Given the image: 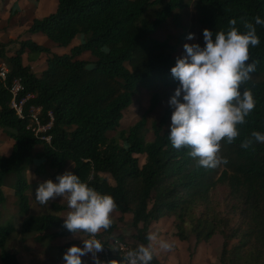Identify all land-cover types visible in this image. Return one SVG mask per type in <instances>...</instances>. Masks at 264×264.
<instances>
[{
  "label": "trees",
  "instance_id": "trees-1",
  "mask_svg": "<svg viewBox=\"0 0 264 264\" xmlns=\"http://www.w3.org/2000/svg\"><path fill=\"white\" fill-rule=\"evenodd\" d=\"M188 3L187 0H58L56 11L35 18L29 31L42 32L62 47L70 46L83 34V41L69 52L56 53L27 39L10 55V42L0 40V65L6 62L9 68L6 80L0 77V128L12 139L11 153L0 154V202L6 198L3 186H12L19 212L27 215L31 206L30 184L23 175L27 166L42 160L36 168L42 172L46 167L63 171L72 165L71 172L82 182L100 194L111 195L123 213H132L133 238L137 243L149 245L146 237L151 223L173 217L175 236L183 241L194 236L195 245H199L221 234V263L264 264V143L241 147L253 131L264 133V25H255L260 44L250 47L248 61L259 63L240 89L251 91L255 108L244 124L237 125L239 136L232 143L221 141L218 156L222 162L216 167L200 166L198 158L188 155L187 146L181 149L172 146L171 127L166 128L170 108L154 124V138L150 141L146 139V117L128 129L117 130L124 111L141 88L179 86L171 68L177 63L175 52L180 44L158 39L154 34L169 18L176 20L175 10L184 9ZM194 3L195 34L201 46L205 28L212 30L214 36L218 31L227 33L229 22L235 19L234 27L245 32V21L255 24L256 16L264 19V0ZM188 35L184 31L181 36L185 39ZM26 52L46 53V68L34 72L23 62ZM86 52L95 60L81 58ZM15 78L22 84L19 97L31 95L24 105V118L11 106V85ZM32 105L42 107L44 123L51 120L49 112L53 115V125L47 131L52 136L50 143L28 128ZM111 131L116 134L110 135ZM139 155H145L142 164ZM103 174H110L115 183ZM218 186L226 189L224 200L214 197ZM52 206L57 214L28 215L20 230L12 222L0 224V264H24L17 252L8 249L10 240L25 241L32 236L42 244L73 234L64 227L65 219L58 215L64 206L57 203ZM123 219L120 216L118 221ZM111 220V226L101 233L114 234L119 229V222ZM19 232L23 236L17 235ZM75 243L67 241L59 250L64 253Z\"/></svg>",
  "mask_w": 264,
  "mask_h": 264
},
{
  "label": "clouds",
  "instance_id": "clouds-1",
  "mask_svg": "<svg viewBox=\"0 0 264 264\" xmlns=\"http://www.w3.org/2000/svg\"><path fill=\"white\" fill-rule=\"evenodd\" d=\"M254 20L255 24L244 22L245 32L234 27L235 19L229 22L227 33L218 31L214 36L212 30L205 28L204 46L186 43V55L178 57L171 68V74L180 83L169 101L175 109L169 139L176 149L187 146L188 155L198 158L199 165L204 168H213L222 162L218 156L221 141L226 139L232 143L239 136L237 125L244 124L255 108L251 91L240 90L259 63H248L250 47L260 44L255 25H264L260 16ZM194 37V33L188 35L189 40ZM253 142L264 143V133L253 131L241 147L248 148ZM57 181L42 182L36 189L35 199L46 207L58 197L67 198L71 211L65 216L64 227L74 235H82L84 240L83 247L73 245L65 252V264H83L82 257L89 253L95 264H102L97 254L103 251L104 244L94 237L101 229L111 226L110 214L116 208L114 198L98 193L72 172L59 175ZM146 238L151 242L154 235L149 233ZM153 259L154 250L149 244L128 251L121 261L122 264H151Z\"/></svg>",
  "mask_w": 264,
  "mask_h": 264
},
{
  "label": "rangeland",
  "instance_id": "rangeland-1",
  "mask_svg": "<svg viewBox=\"0 0 264 264\" xmlns=\"http://www.w3.org/2000/svg\"><path fill=\"white\" fill-rule=\"evenodd\" d=\"M189 3L187 7L184 9H177L175 10V14L177 19L174 20L173 17L169 18L167 23H165L155 34L154 36L158 39H170L171 43H179V48L175 52L177 57H183L186 55L184 50V45L186 43H197V35L195 34L196 28V19H197V12L195 8V0H187ZM36 5L37 11H33L31 5L25 8V11L20 10L22 8V4L18 1L14 3V0H2L0 5V37L1 40L8 41L14 43V46H17L21 42L22 33L27 30L36 18V13L39 11H44L45 9L41 10L39 8V0H35L33 3ZM46 15L42 14L41 17ZM40 17V18H41ZM30 29V28H29ZM186 31L188 34L194 33L195 37L191 40L188 39V36L183 39L182 34ZM29 35H38L39 33L36 32H27ZM31 38V37H30ZM31 40L36 41L35 39L31 38ZM40 43L44 44L42 39L39 40ZM47 44L51 48L54 49L57 53H64L66 51H70L71 47L74 45H78L83 41V34H79L75 40L73 41L71 46L62 47L59 46L57 43L46 37ZM44 44V45H47ZM14 46L12 48H14ZM21 46V45H20ZM48 46V45H47ZM35 56H39V54H34ZM41 55V54H40ZM81 58L87 60H95V57L91 55L90 52H86L81 55ZM25 59L27 57L25 56ZM47 56L46 53L42 55L39 62H35V70L42 69L45 65ZM6 63V62H5ZM38 66V67H37ZM40 66V67H39ZM177 87L167 88L165 86H154V87H143L140 91L134 96L133 103L130 105L128 109L124 111V116L121 119L120 126L117 127V130L121 129H128L130 126L135 124L139 121L142 117H146V139L152 140L154 138V124L159 122L161 117L163 116L164 112L167 108L171 109V114L166 125V128L171 127V116L174 112V107L170 105L169 101L171 96L174 94L175 89ZM158 95V101H156V96ZM181 101H183V95L180 97ZM8 136L1 128H0V154L2 153H9L10 151V142L8 139H5L3 133ZM116 131H111L110 135H115ZM140 163H144L145 155H139ZM42 160H36L33 164L27 166L24 170L23 175L26 177L27 181L30 184L28 195L32 196L31 210L27 215H23L19 212V208L17 206V196L16 197V205H14L13 200L14 198L10 197V191H12L8 186L3 188L4 194L6 196L4 202H0V224H8V223H15L20 230L22 221L28 215H35V214H49L55 213L57 211L54 210L51 201L49 202L48 206L43 207L41 206L35 199L36 189L42 183V181H38V178H45L48 173L51 175L55 174V178H53L54 182L57 181V177L59 175L68 172L66 170H72V165H69L64 171H59L58 169H52L46 167L45 170L42 172H37L36 168L40 164ZM112 184L115 183L114 179L110 174H103ZM52 179V178H51ZM12 189H14L11 186ZM15 191V190H14ZM214 197L219 200H224L226 195V189L223 186H218L214 192ZM30 197V196H29ZM58 203L62 206H66L60 213L62 216H66L69 211H71L67 206V198L58 197ZM56 202V201H55ZM57 203V202H56ZM57 203V204H58ZM61 216V217H62ZM123 216V220L118 221L119 217ZM132 213H123L122 210L118 207L114 209V211L110 214V218L115 221L119 222V229L120 231H116L117 234H121L124 238L131 243L133 246H139L140 244L137 243L135 238H133V233L135 229L131 225L132 221ZM66 218V217H65ZM162 225V235L157 236L154 240L155 242V249H157V257L154 255L156 262L159 264H213L209 263L210 260L213 262L218 263L220 252L222 249V242L223 236L221 234H216L209 243L204 245H195V237L191 236L189 240H185L184 242H180L179 238H175V228L172 225L174 219L173 217H165L161 219ZM30 233H27L29 236ZM17 235H22V233H17ZM163 235L165 237H163ZM172 238L169 241H165V238ZM85 238H88L85 236ZM75 240L76 244L80 247H83V240L84 237L82 235H71L65 238H57L55 240H45L44 243L37 242L32 236H29L27 240H10L8 241V249L17 252V255L21 259L24 264H65L63 259L65 252H61L59 247L64 245L67 241ZM79 241V243H78ZM133 242V243H132ZM136 244V245H134ZM163 244L169 245V247H163ZM201 250L200 259L196 260L195 254ZM193 252L191 255L190 253ZM98 255V254H97ZM100 260V258H99ZM83 264H95L92 254L89 253L82 257ZM101 262V261H100Z\"/></svg>",
  "mask_w": 264,
  "mask_h": 264
},
{
  "label": "built area",
  "instance_id": "built-area-1",
  "mask_svg": "<svg viewBox=\"0 0 264 264\" xmlns=\"http://www.w3.org/2000/svg\"><path fill=\"white\" fill-rule=\"evenodd\" d=\"M9 72V68L6 63H2L0 65V77L2 80H6L7 74ZM22 90L21 80L19 78H15L11 85V93L13 95L11 106L15 108L19 117L24 118V105L27 100L31 97L30 94L25 97H19V93ZM42 107L32 105L29 108V119L30 123L28 128H31L35 135L40 137L41 139L46 140L48 143L51 142L52 136L47 133V131L53 125V115L49 112L51 116V120L47 123H44L42 118ZM94 239L100 240L104 244L103 251L98 253L100 259L104 261V264H122V256H124L128 251L133 250L135 248L125 239L118 237L115 233H101L97 234ZM117 261V262H115ZM151 264H159L154 259L151 261Z\"/></svg>",
  "mask_w": 264,
  "mask_h": 264
},
{
  "label": "crops",
  "instance_id": "crops-1",
  "mask_svg": "<svg viewBox=\"0 0 264 264\" xmlns=\"http://www.w3.org/2000/svg\"><path fill=\"white\" fill-rule=\"evenodd\" d=\"M7 0H5V2H6ZM16 1H18V2H20L23 6H22V8H20V10H22V11H25L24 9L25 8H27L28 6H30L31 5V8H32V10L33 11H37V8H36V5L35 4H33L34 2H35V0H14V3L16 2ZM1 3H2V0H0V5H1ZM57 7H58V0H39V8L41 9V10H43V9H45L44 11H39V12H37L36 13V18H40L41 17V15L42 14H44V15H49L50 13H52V12H54V11H56V9H57ZM42 18V17H41ZM33 23V22H32ZM32 25V24H31ZM31 27V26H30ZM29 27V28H30ZM29 28H27V30H25L23 33H22V38H21V41L22 40H27V39H31V38H33V39H35L36 40V42H38V43H40V39H42V41L44 42V44H47V41H46V35L45 34H43L42 32H37V33H39L38 35H29L27 32L29 31ZM31 37V38H30ZM0 40H1V37H0ZM75 40V39H74ZM73 40V41H74ZM1 41H4V40H1ZM4 42H8V41H4ZM73 43V42H72ZM40 44H42V43H40ZM15 44L14 43H11L9 46H8V49H9V54L11 55V54H13L14 53V51L16 50V49H18L19 47H20V45H21V43L19 44V45H17V46H14ZM48 45V47H50L49 46V44H47ZM46 45V46H47ZM72 45V44H71ZM70 45V46H71ZM14 46V48H12ZM51 48V47H50ZM66 48V47H65ZM52 49V51L53 52H55L54 51V49L53 48H51ZM66 52H69V51H66ZM66 52H64V53H66ZM57 53V52H56ZM43 54H45V53H41V55H39L38 57H36L34 54H29L28 52H26V53H24V55H23V62H24V64H27V65H30L31 66V68H32V70L34 71V72H36V73H40V72H42L45 68H46V66H47V62H45V65H44V67L42 68V69H39L38 71L37 70H35V62H37V60H38V62H39V60H40V58L42 57V55ZM60 54H62V53H60ZM25 56L27 57V59L28 60H26L25 59ZM47 56V55H46ZM47 60V59H46ZM38 67V66H37ZM40 67V66H39ZM3 133V132H2ZM3 135H4V137H5V139H8L9 140V142H10V151H9V153H2L3 155H9L10 153H11V150H12V139L10 138V137H8V136H6L4 133H3ZM67 168V167H66ZM65 168V169H66ZM64 171V170H63ZM66 171H68L69 172V170H66ZM72 170H70V172H71ZM66 173V172H65ZM52 178V180H53V178L54 179H56L55 178V174L54 175H51V173H48L47 174V176H45V178H38V181H42V182H45V181H47V180H49V179H51ZM5 186H8V185H4L3 186V188L5 187ZM8 188H10L12 191H10V197H12V198H14V200H13V203H14V205H16V197H15V195H14V189H12L11 188V186H8ZM4 191V190H3ZM29 196H30V202H31V200H32V196L30 195V193H29ZM6 197V196H5ZM58 203V200H53V201H51V203L53 204V203H56V202ZM67 201V200H66ZM59 204V203H58ZM32 205H34L33 203H32ZM32 205L30 206V210H31V208H32ZM62 205V204H61ZM66 206H64V208H65ZM63 208V209H64ZM62 211V210H61ZM58 215H60V216H62L60 213L58 214ZM64 219H66L64 216H62ZM163 218H165V217H163ZM162 220L160 219L159 221H157V222H153V223H151V225H150V227H149V233H152L153 235H154V237L156 238L157 236H161L162 235V230L160 231V229H161V225H162V222H161ZM101 231H102V229H101ZM100 231V232H101ZM117 231H120L121 232V229H118ZM114 233H116L117 234V232L115 231ZM71 235H73V234H71ZM71 235H69V236H71ZM68 236V237H69ZM175 236V235H174ZM217 236V235H216ZM163 237H165L164 235H163ZM60 238V237H59ZM155 238H154V240H155ZM175 238H178L177 236H175ZM66 239V238H65ZM172 238L170 237V238H168V240L165 238V241H169V240H171ZM154 240L153 241H151L150 242V244H151V246H152V248H153V250H154V255L157 257V249H155V242H154ZM179 241L180 242H184L183 240H181V239H179ZM186 242V241H185ZM78 243H79V241H78ZM133 243V242H132ZM76 244V243H75ZM138 244H140V243H138ZM204 244H206V242H202V243H200L199 245H204ZM140 245H142V244H140ZM200 253H201V250L200 251H198L197 252V254H195L194 256H196V260H197V257H198V259H200ZM19 257V256H18ZM99 257V256H98ZM21 260V259H20ZM100 261L102 262V264H104L103 263V260L102 259H100ZM209 263H213V264H223V263H221L220 261L218 262V263H215V262H213V260H210V262Z\"/></svg>",
  "mask_w": 264,
  "mask_h": 264
}]
</instances>
